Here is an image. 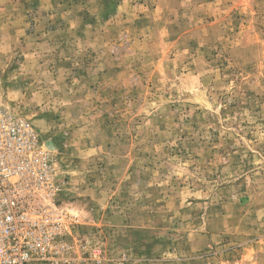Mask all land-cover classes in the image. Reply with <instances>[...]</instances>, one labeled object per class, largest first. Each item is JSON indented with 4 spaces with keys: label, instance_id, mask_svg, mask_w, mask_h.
Masks as SVG:
<instances>
[{
    "label": "rangeland",
    "instance_id": "obj_1",
    "mask_svg": "<svg viewBox=\"0 0 264 264\" xmlns=\"http://www.w3.org/2000/svg\"><path fill=\"white\" fill-rule=\"evenodd\" d=\"M0 83L63 264H264V0H0Z\"/></svg>",
    "mask_w": 264,
    "mask_h": 264
},
{
    "label": "built area",
    "instance_id": "obj_2",
    "mask_svg": "<svg viewBox=\"0 0 264 264\" xmlns=\"http://www.w3.org/2000/svg\"><path fill=\"white\" fill-rule=\"evenodd\" d=\"M54 151L5 99L0 83V264H63L67 217Z\"/></svg>",
    "mask_w": 264,
    "mask_h": 264
},
{
    "label": "bare ground",
    "instance_id": "obj_3",
    "mask_svg": "<svg viewBox=\"0 0 264 264\" xmlns=\"http://www.w3.org/2000/svg\"><path fill=\"white\" fill-rule=\"evenodd\" d=\"M47 145H48V143H47ZM49 146V145H48ZM50 147V146H49Z\"/></svg>",
    "mask_w": 264,
    "mask_h": 264
},
{
    "label": "water",
    "instance_id": "obj_4",
    "mask_svg": "<svg viewBox=\"0 0 264 264\" xmlns=\"http://www.w3.org/2000/svg\"><path fill=\"white\" fill-rule=\"evenodd\" d=\"M50 144V143H49ZM50 145H52V144H50ZM51 147V146H50Z\"/></svg>",
    "mask_w": 264,
    "mask_h": 264
}]
</instances>
